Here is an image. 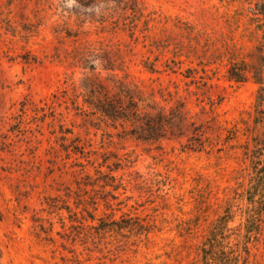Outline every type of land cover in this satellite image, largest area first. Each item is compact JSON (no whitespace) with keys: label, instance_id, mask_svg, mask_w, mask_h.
Segmentation results:
<instances>
[{"label":"rangeland","instance_id":"obj_1","mask_svg":"<svg viewBox=\"0 0 264 264\" xmlns=\"http://www.w3.org/2000/svg\"><path fill=\"white\" fill-rule=\"evenodd\" d=\"M135 1L0 0V264H264V0Z\"/></svg>","mask_w":264,"mask_h":264},{"label":"trees","instance_id":"obj_2","mask_svg":"<svg viewBox=\"0 0 264 264\" xmlns=\"http://www.w3.org/2000/svg\"><path fill=\"white\" fill-rule=\"evenodd\" d=\"M78 1L80 2L82 0ZM111 1L117 4L116 11H122L120 13L117 12L119 18H121L122 14L126 16L128 13L124 21L129 20V24H133L134 21L141 17V10L137 6L135 0ZM149 69L153 71L152 68ZM111 81L114 90V94L112 95H109L102 85L90 84L85 103L93 110V114H98L111 122L119 123L121 127L125 124H129L130 127H132L130 134L138 139L156 140L160 138V133L167 122V120H165L166 116L162 111L151 117L146 113L145 109L152 108L148 105L140 108L138 103L134 100L133 90H130L128 86L120 80L111 79Z\"/></svg>","mask_w":264,"mask_h":264},{"label":"clouds","instance_id":"obj_3","mask_svg":"<svg viewBox=\"0 0 264 264\" xmlns=\"http://www.w3.org/2000/svg\"><path fill=\"white\" fill-rule=\"evenodd\" d=\"M65 6H71L70 4H68V3H66V5ZM93 11H95L96 12V14L97 15H99L100 14V11H101V9L99 8V7H97V8H95V9H93Z\"/></svg>","mask_w":264,"mask_h":264}]
</instances>
